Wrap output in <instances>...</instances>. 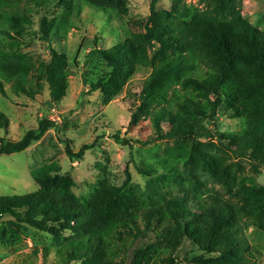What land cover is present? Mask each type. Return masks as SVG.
<instances>
[{"label":"trees","instance_id":"1","mask_svg":"<svg viewBox=\"0 0 264 264\" xmlns=\"http://www.w3.org/2000/svg\"><path fill=\"white\" fill-rule=\"evenodd\" d=\"M83 1L99 10H116L119 14V0ZM157 1L150 0L151 14L143 24L144 30L128 40L112 49L100 50L94 39V48L86 55L85 62L99 57L113 65L114 70L96 77L86 94L102 91L109 96L116 95L121 83L146 69L150 74L140 89L142 103L161 107L154 113L156 121L172 115L176 120H183L182 125L172 124L171 131L164 137L189 141L187 155L191 161L203 156L196 143L201 138L226 141L232 153L239 156L260 151L259 140L250 131L223 134L211 131L208 126L216 128L219 112H227L225 108L237 94L252 98L246 111L264 119V35L237 11L227 17L180 4L172 12L158 13L155 11ZM76 4L77 0H0L1 96L5 97L4 84L28 98L39 93L28 80L33 64L28 56L18 52L22 46L20 38L31 24V8L45 12L39 21V38L49 43L51 35L65 25L58 23V17L46 14L59 10L67 15ZM48 45L50 59L40 63L38 69L48 85L50 99L58 102L66 86V60ZM150 54H154L152 60ZM128 57L133 62L123 65ZM175 85L179 87L177 94L173 93ZM136 116L131 114L129 125L135 123ZM7 128V117L0 112V132L5 133ZM51 128L57 130V123L43 120L19 141L0 137V155L24 152ZM113 139L119 144L126 142L116 136ZM92 147L93 144L83 145L73 153L66 144L65 152L69 158L78 160ZM158 166L168 169L165 161ZM155 168V165L150 166L148 171ZM58 172L53 166L35 169L32 174L39 185L37 192L0 197V218L9 216L17 227L24 225L54 237L68 234L57 241L58 264H99L102 260L105 264H115L124 248H132L150 233L161 232L157 231L158 227L166 220L173 224L172 238L165 242L162 250L146 243L135 248L130 264H143L153 250L166 254L165 264H176L172 252L182 240H187L200 252L187 264H256L254 250L240 232L248 225L264 232V188L249 184L245 179L239 184L234 180L227 183L222 193L209 189L206 194L197 196L170 194L162 201L126 207L122 217L109 218L102 216L99 206L92 207L88 213L55 197V193L68 192L75 186L69 175L59 176ZM126 176L129 179L127 172ZM157 240H162V234Z\"/></svg>","mask_w":264,"mask_h":264},{"label":"rangeland","instance_id":"2","mask_svg":"<svg viewBox=\"0 0 264 264\" xmlns=\"http://www.w3.org/2000/svg\"><path fill=\"white\" fill-rule=\"evenodd\" d=\"M119 1L118 15L116 10H99L83 0H77L70 14L64 15L59 10L47 13V16L58 17V23L65 25L51 35L49 43L39 38V21L45 12L31 6V24L26 26L20 38L22 46L18 52L28 56L33 64L34 70L28 80L39 93L28 98L14 93L8 84L3 85L5 97L0 95V112L7 117L8 128L5 133L0 132V137L6 141H19L43 120L55 121L58 129H49L24 152L0 155V197L37 192L39 185L32 172L49 166L57 167L59 176L69 175L75 184L68 192L55 193V197L88 213L92 207L99 206L102 216L109 218L122 217L126 207L162 201L170 194L197 196L206 194L209 189L222 193L225 185L233 180L239 184L245 179L249 184L264 188V119L246 111L252 98L237 94L232 104L225 108L227 112H219L216 128L212 125L208 128L213 132L236 135L250 131L259 140L260 151L239 156L232 153L226 141L201 138L196 143L203 156L191 161L187 155L189 141L164 137L171 131L172 124L182 125L183 120H176L172 115L156 121L154 113L161 107L142 103L140 89L150 74L148 70L143 69L127 78L116 90V95L109 96L102 91L86 94L96 77L114 70L113 65L99 57L85 62L86 55L94 48V39L100 50L112 49L144 30L143 24L150 17V0ZM180 4L227 17L237 11L264 35V0H158L155 11L169 13ZM48 44L66 60V86L58 102L50 99L48 85L38 69L40 63L50 59ZM153 57L154 54H150L149 59ZM132 62L133 59L128 57L123 65ZM173 89L177 94L179 87L175 85ZM208 98L212 101L210 96ZM134 113L137 115L135 123L129 125ZM114 136L126 142L116 143ZM66 144L73 153L83 145L93 144V147L76 160L66 154ZM162 161L168 169L158 166ZM153 165L155 171H148ZM12 222L9 216L0 218V264H58L57 241L68 234L60 233L59 237H54L24 225L17 227ZM171 227V221L162 222L157 230L161 232L150 233L132 248H124L115 264H130L133 250L144 243L162 250L165 242L172 238ZM161 234L162 240L158 242ZM240 235L253 248L256 264H264V232L248 225L243 226ZM199 254L187 240H182L174 248L172 257L176 264H187ZM166 258V254L153 250L143 264H165ZM99 264H105L104 260Z\"/></svg>","mask_w":264,"mask_h":264}]
</instances>
